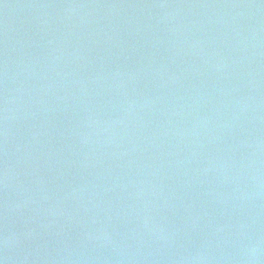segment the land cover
I'll list each match as a JSON object with an SVG mask.
<instances>
[{"label":"water","instance_id":"95a60500","mask_svg":"<svg viewBox=\"0 0 264 264\" xmlns=\"http://www.w3.org/2000/svg\"><path fill=\"white\" fill-rule=\"evenodd\" d=\"M0 264H264V0H0Z\"/></svg>","mask_w":264,"mask_h":264}]
</instances>
